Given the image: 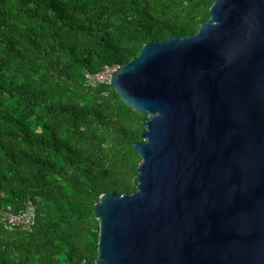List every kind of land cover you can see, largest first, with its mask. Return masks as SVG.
<instances>
[{
  "label": "water",
  "instance_id": "obj_1",
  "mask_svg": "<svg viewBox=\"0 0 264 264\" xmlns=\"http://www.w3.org/2000/svg\"><path fill=\"white\" fill-rule=\"evenodd\" d=\"M146 116L131 193H102L94 262L264 264V0H214L109 76Z\"/></svg>",
  "mask_w": 264,
  "mask_h": 264
},
{
  "label": "trees",
  "instance_id": "obj_2",
  "mask_svg": "<svg viewBox=\"0 0 264 264\" xmlns=\"http://www.w3.org/2000/svg\"><path fill=\"white\" fill-rule=\"evenodd\" d=\"M213 1L0 0V207L35 212L30 233L0 225V264L94 262V204L135 190L146 116L84 72L195 33Z\"/></svg>",
  "mask_w": 264,
  "mask_h": 264
},
{
  "label": "built area",
  "instance_id": "obj_3",
  "mask_svg": "<svg viewBox=\"0 0 264 264\" xmlns=\"http://www.w3.org/2000/svg\"><path fill=\"white\" fill-rule=\"evenodd\" d=\"M118 65L104 64L94 72H84V84L95 87L98 84H109V76L119 69ZM34 206L27 201L23 206L14 210L11 206L0 207V225L7 231H20L30 233L34 226Z\"/></svg>",
  "mask_w": 264,
  "mask_h": 264
}]
</instances>
